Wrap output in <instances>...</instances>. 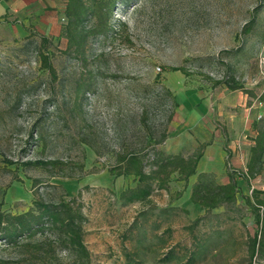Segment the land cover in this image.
Segmentation results:
<instances>
[{"label":"rangeland","instance_id":"1","mask_svg":"<svg viewBox=\"0 0 264 264\" xmlns=\"http://www.w3.org/2000/svg\"><path fill=\"white\" fill-rule=\"evenodd\" d=\"M112 26L83 53L67 51L44 22L0 42V212L25 213L35 197L73 199L85 218L88 264H264L260 252L251 258L256 225L241 196L209 211L189 200L200 173L223 184L229 170L242 194L264 190V157L248 184L239 177L264 106L213 85L232 76L255 95L263 90L264 0H120ZM206 143L186 186L173 173L168 188L152 185L145 201L120 200L138 183L109 173L121 156L141 155L149 172L153 150L188 157ZM35 161L60 164H26ZM54 237L48 230L16 244L0 239V260L75 264Z\"/></svg>","mask_w":264,"mask_h":264},{"label":"trees","instance_id":"2","mask_svg":"<svg viewBox=\"0 0 264 264\" xmlns=\"http://www.w3.org/2000/svg\"><path fill=\"white\" fill-rule=\"evenodd\" d=\"M120 0H64L63 15L65 22L61 27L60 35L67 41V51L83 53L87 42L91 38L107 37L113 33V10ZM246 32L249 30L246 28ZM41 46L49 43L46 36L40 37ZM42 68L55 79L56 72L48 54L40 53ZM172 71H181L183 68H171ZM214 87L223 85L230 91H240L256 98L264 106V88L260 94L255 95L245 88L244 84L230 76L223 80L215 81ZM256 135L253 145L249 150V159L245 172L239 177L248 184L250 179L260 173L264 157V121L254 124ZM223 150L229 154L226 148L227 134L222 128ZM165 135L155 142L160 144ZM209 143L202 144L190 156L165 155L163 152L153 150L152 164L149 172L145 171L142 156L139 154H127L119 158V165L109 170L114 177L134 176L137 185L121 192L120 200L124 203L143 202L152 192V185L157 189H167L169 178L173 173L186 186L188 179L196 175L197 165L203 156V148ZM28 165H36L42 168L55 167L59 161H35ZM24 164V165H26ZM227 165V162H226ZM228 170V183L218 184L210 173H200L196 182L191 187L189 200L193 205L209 211L223 205L234 204L237 196H241L245 205L253 215L256 225L254 237L251 241V258L258 252L264 254V190L252 189L250 195L242 194L241 187L237 185L235 176ZM36 183V182H35ZM182 192H177L174 199H178ZM85 218L79 206H74V200H59L55 203H47L41 198H33L32 207L25 213L10 215L0 212V239L11 244H16L20 239H33L38 234L51 231L54 239L63 245L68 252L73 254L75 264H88L89 253L83 243V224ZM0 264H6L0 260ZM251 264V263H250Z\"/></svg>","mask_w":264,"mask_h":264},{"label":"crops","instance_id":"3","mask_svg":"<svg viewBox=\"0 0 264 264\" xmlns=\"http://www.w3.org/2000/svg\"><path fill=\"white\" fill-rule=\"evenodd\" d=\"M63 10L64 0H0V42L26 37L38 22L52 26L50 35L60 34Z\"/></svg>","mask_w":264,"mask_h":264},{"label":"built area","instance_id":"4","mask_svg":"<svg viewBox=\"0 0 264 264\" xmlns=\"http://www.w3.org/2000/svg\"><path fill=\"white\" fill-rule=\"evenodd\" d=\"M261 67H262V69L264 70V59H263V62H262Z\"/></svg>","mask_w":264,"mask_h":264}]
</instances>
